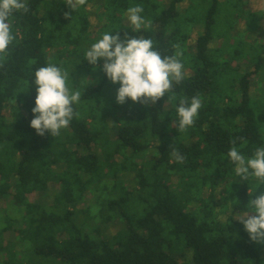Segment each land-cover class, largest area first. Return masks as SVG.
<instances>
[{
    "label": "trees",
    "instance_id": "1",
    "mask_svg": "<svg viewBox=\"0 0 264 264\" xmlns=\"http://www.w3.org/2000/svg\"><path fill=\"white\" fill-rule=\"evenodd\" d=\"M205 1L202 9L197 0H86L71 12L65 0H25L29 11L13 13L15 39L0 55V264H264V243L251 241L237 220L252 211L248 202L264 185L237 177L227 156L236 138L248 158L264 147V90L256 96L264 87V39L231 54L232 26L222 37L228 25H217L218 16L230 18L234 8L235 29L246 21L244 0L225 10L233 0ZM88 5L97 19H108L99 32L90 31L97 21ZM136 5L151 22L139 31L126 15ZM115 32L151 39L162 57L182 52L184 79L155 105L130 98L118 104L119 83L106 77L102 60L94 71L85 58L104 33ZM49 62L69 72L82 94L74 104L79 116L57 137L30 126L34 74ZM196 96L198 117L179 132V103ZM122 173L135 183L118 182ZM105 179L119 196L104 199L97 212L91 205L79 211L91 185L100 189ZM104 226L115 232L102 234ZM11 231L17 255L5 242ZM22 252L32 258L18 257Z\"/></svg>",
    "mask_w": 264,
    "mask_h": 264
},
{
    "label": "clouds",
    "instance_id": "2",
    "mask_svg": "<svg viewBox=\"0 0 264 264\" xmlns=\"http://www.w3.org/2000/svg\"><path fill=\"white\" fill-rule=\"evenodd\" d=\"M65 4L73 12L78 6L85 5L86 0H65ZM21 10L25 13L29 11L25 0H0V55L7 54L8 46L15 39L9 19L14 12ZM142 12L141 5L127 9L126 15L134 31L151 25L141 15ZM70 15V12L65 13L66 18ZM174 47L178 49L179 45ZM181 55L182 52L177 51L172 56L162 57L159 51L154 50L151 39L143 36L129 37L127 34L121 37L120 32L104 33L85 52V58L94 66V71L99 67L98 61L102 60V71L106 77L113 84L119 83L116 101L121 105L126 102V98L144 105H155L164 98L166 92L173 90L174 83H180L184 79L183 65L179 60ZM34 75L37 95L35 107L31 110L34 118L30 121V126L39 136H44L47 132L57 137L61 129L69 126L74 116H79L73 105L80 102L82 94L78 88L74 90L69 86L70 73L51 62L38 68ZM202 106L198 96L191 98L190 103L183 99L180 101L177 108L179 119L174 124L179 132L194 125ZM236 139L231 141L233 146L227 156L235 164L237 177L247 181L249 176H253L260 185H264V147L257 148L253 156L248 158L235 146ZM171 154L178 163L185 162V156L175 148H172ZM248 205L252 211L241 215L237 220L244 225L251 241L264 243V192L255 199H250Z\"/></svg>",
    "mask_w": 264,
    "mask_h": 264
},
{
    "label": "rangeland",
    "instance_id": "3",
    "mask_svg": "<svg viewBox=\"0 0 264 264\" xmlns=\"http://www.w3.org/2000/svg\"><path fill=\"white\" fill-rule=\"evenodd\" d=\"M199 4H201L202 6V9H205L209 6V2L208 1H205L204 0H197ZM222 1H227V0H222ZM232 4L233 6H241L240 5V1L239 0H233L232 3H229V4H225L224 5V10L225 9H228L229 5ZM192 5H194V2L192 3ZM92 7V6H91ZM91 7L90 5L87 6L88 8V12H89V16L91 19L93 20H96L97 23L96 25L93 24V21L91 20V25L90 26V31H98V30H101V27L102 25H104L105 22H107V18L105 17H102V18H98L97 19V16L93 15V12H91ZM242 8L244 10H246L247 14H245L244 17H246V21L244 20H240L239 22H236L238 23L236 26H235V29H234V8H232V14L230 16L231 19H233V23L231 22V19L229 17H227L226 15H220L218 16V22H217V25L219 23H222L224 25H228L224 28V30H220L218 33H220V35L222 36V34H226L227 31H228V27L232 26V28L230 29V33L232 32V40L230 41V45L231 46H234V50L231 49L229 52H231V54L235 51V49H240V50H244L245 52H247V45H252V44H256L255 42L260 41V39H264V0H244V3H243V6ZM101 10V9H100ZM186 9L185 10H181V12L185 13ZM248 12H250L251 14L252 13H256V15H253V16H248ZM192 13L193 14H198V11L196 8H194L192 10ZM240 16V15H239ZM226 18H229V24L227 23L226 21ZM235 23V24H236ZM233 24V25H232ZM100 28V29H98ZM99 32V31H98ZM243 34V35H242ZM236 35V39L237 41H235V44H234V36ZM263 36V37H262ZM223 37V36H222ZM237 43V44H236ZM227 46L225 45V48ZM226 53V60H229V54L227 51H225ZM224 53V54H225ZM236 66L238 67H241L243 70H245L248 66L246 63L242 64V63H238ZM264 74V73H263ZM264 80V78H260V82H258L260 85H261V81ZM73 80H69L68 84L70 87H73V83H72ZM264 90V87L263 86H260L259 89H257V92H256V96L259 94L261 95ZM77 105V104H76ZM74 107V105H73ZM13 110H8L6 111V114H7V117L10 118L11 117V114H12ZM120 177H118V182H122L123 185H127V186H132L135 181L133 180L132 176H129V175H125L124 173L120 174L119 175ZM174 181V180H172ZM114 184H113V181L112 180H109V179H105L104 182L100 185V189H97L95 190V185H91V191H87V196H86V199L85 201L80 204H78V210L79 211H82L84 209H86L85 207H88V206H93L95 207L94 209L92 208V212H97L98 209L101 208V202L104 200V199H111V198H115V197H118L119 196V192L117 191H114V188H113ZM103 194V195H102ZM1 203H4V200L1 199L0 200ZM1 207V206H0ZM81 213V212H79ZM77 217L80 219V220H83L84 218V214L81 213L79 215H77ZM91 223H95V220L92 219L91 220ZM18 225L15 226V228H17ZM115 229L114 227L112 226H104L103 227V232L102 234H109V233H114L115 232ZM0 240H2V237L0 236ZM10 242L8 243V245L10 246V251H13L15 253V255H17V252L19 250L18 246L19 245V242L17 241V235L16 233H14L13 231L9 232L6 234V237H5V242ZM14 241V242H12ZM17 244V245H15ZM27 253V252H26ZM28 254V253H27ZM23 255L24 257L26 258V254L24 252H22L20 255L18 254V257H22L23 258ZM31 258H32V255H29ZM27 256V258L29 259L30 257ZM0 257H3L0 255ZM6 257L4 258H0V261H4ZM17 258V256H16ZM184 259V258H183ZM182 259V260H183ZM188 259V257H185V261ZM30 260V259H29ZM184 261V260H183ZM49 264H54L53 262L52 263H49Z\"/></svg>",
    "mask_w": 264,
    "mask_h": 264
}]
</instances>
